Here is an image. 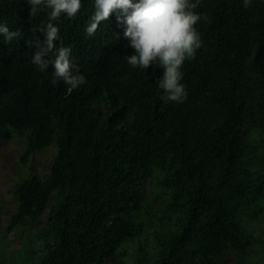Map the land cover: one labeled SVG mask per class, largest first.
<instances>
[{
	"label": "trees",
	"instance_id": "obj_1",
	"mask_svg": "<svg viewBox=\"0 0 264 264\" xmlns=\"http://www.w3.org/2000/svg\"><path fill=\"white\" fill-rule=\"evenodd\" d=\"M82 3L53 21L86 79L71 93L0 37V141L22 142L0 264H264V0H201L184 103L127 63L123 25L83 35ZM30 7L0 0V23L43 39L50 10Z\"/></svg>",
	"mask_w": 264,
	"mask_h": 264
},
{
	"label": "clouds",
	"instance_id": "obj_2",
	"mask_svg": "<svg viewBox=\"0 0 264 264\" xmlns=\"http://www.w3.org/2000/svg\"><path fill=\"white\" fill-rule=\"evenodd\" d=\"M251 2L243 0L244 7H250ZM27 3L31 6L30 18L42 8L50 10L46 25L32 30L34 34L39 31L43 39L37 36L27 39L21 29L12 30L4 23H0V37L4 43L15 44V48L21 46V57L29 68L26 78L37 88L41 81L38 72L46 71L52 65L51 83L62 81L71 93L85 84L86 79L80 66L70 59L72 49L60 40V29L53 21L59 20L61 15L75 17L83 7L82 0H27ZM200 4L201 0H94V7L87 13L89 16L82 18L84 26L80 31L92 37L106 21H114L118 32L119 24L123 25L124 37L129 42L126 47L133 49L126 57L127 63L133 68L163 69L158 81L164 93L161 99L184 103L188 93L181 82L182 68L186 60L196 58L197 50L202 47L201 33L196 25L206 16L196 11ZM12 54L6 51L10 59ZM5 90L2 88V92Z\"/></svg>",
	"mask_w": 264,
	"mask_h": 264
},
{
	"label": "rangeland",
	"instance_id": "obj_3",
	"mask_svg": "<svg viewBox=\"0 0 264 264\" xmlns=\"http://www.w3.org/2000/svg\"><path fill=\"white\" fill-rule=\"evenodd\" d=\"M22 142L17 136H14L10 140L0 141V201H4L6 209H10L14 206L15 202L10 188L12 184L19 178V166L18 159L21 152ZM53 151H47L43 154H37L33 159L39 163L42 167L47 163L48 156ZM40 166V167H41ZM37 170V168L35 169ZM7 212H3L0 215V227L6 225ZM10 236H13L11 233ZM18 248L19 243L15 242L12 246Z\"/></svg>",
	"mask_w": 264,
	"mask_h": 264
}]
</instances>
